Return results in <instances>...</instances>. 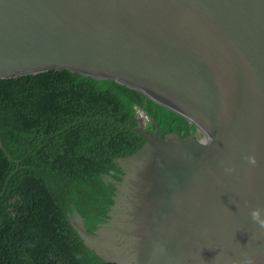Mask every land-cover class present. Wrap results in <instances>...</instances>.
Segmentation results:
<instances>
[{
	"label": "water",
	"instance_id": "water-1",
	"mask_svg": "<svg viewBox=\"0 0 264 264\" xmlns=\"http://www.w3.org/2000/svg\"><path fill=\"white\" fill-rule=\"evenodd\" d=\"M48 71L137 91L195 131L161 138L135 115L146 142L103 177L108 222L88 233L64 214L97 259L264 264L249 215L264 209V0H0V80Z\"/></svg>",
	"mask_w": 264,
	"mask_h": 264
},
{
	"label": "trees",
	"instance_id": "trees-1",
	"mask_svg": "<svg viewBox=\"0 0 264 264\" xmlns=\"http://www.w3.org/2000/svg\"><path fill=\"white\" fill-rule=\"evenodd\" d=\"M135 107L161 138L195 133L114 82L67 71L0 80V264H104L64 214H78L88 233L108 222L115 186L103 177L119 182L118 161L146 142L132 131Z\"/></svg>",
	"mask_w": 264,
	"mask_h": 264
},
{
	"label": "clouds",
	"instance_id": "clouds-1",
	"mask_svg": "<svg viewBox=\"0 0 264 264\" xmlns=\"http://www.w3.org/2000/svg\"><path fill=\"white\" fill-rule=\"evenodd\" d=\"M212 137L210 135H206L204 138L200 140V144L204 147L208 146L212 143ZM245 159L247 160L248 164L252 167H255L257 165V159L255 155H249L246 156ZM235 171L234 167H226L224 169V172L226 174H231ZM250 219L251 221L258 226V228L262 231H264V209H261L259 207L253 208L250 213ZM244 264H255L253 260H246Z\"/></svg>",
	"mask_w": 264,
	"mask_h": 264
},
{
	"label": "built area",
	"instance_id": "built-area-1",
	"mask_svg": "<svg viewBox=\"0 0 264 264\" xmlns=\"http://www.w3.org/2000/svg\"><path fill=\"white\" fill-rule=\"evenodd\" d=\"M135 115L142 119L145 127L149 124L148 116L141 109L135 107Z\"/></svg>",
	"mask_w": 264,
	"mask_h": 264
},
{
	"label": "rangeland",
	"instance_id": "rangeland-1",
	"mask_svg": "<svg viewBox=\"0 0 264 264\" xmlns=\"http://www.w3.org/2000/svg\"><path fill=\"white\" fill-rule=\"evenodd\" d=\"M194 133V132H193Z\"/></svg>",
	"mask_w": 264,
	"mask_h": 264
}]
</instances>
